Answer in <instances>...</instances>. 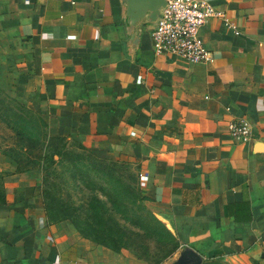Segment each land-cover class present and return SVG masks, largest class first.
I'll return each instance as SVG.
<instances>
[{
	"label": "crops",
	"instance_id": "0c3cea01",
	"mask_svg": "<svg viewBox=\"0 0 264 264\" xmlns=\"http://www.w3.org/2000/svg\"><path fill=\"white\" fill-rule=\"evenodd\" d=\"M206 1L221 14L199 31L213 60L193 64L153 54L154 23L130 40L123 0H0V90L48 134L127 162L180 248L264 264V0ZM235 120L251 142L230 140ZM0 173V264H145L49 218L39 170L0 154Z\"/></svg>",
	"mask_w": 264,
	"mask_h": 264
},
{
	"label": "trees",
	"instance_id": "16d2710c",
	"mask_svg": "<svg viewBox=\"0 0 264 264\" xmlns=\"http://www.w3.org/2000/svg\"><path fill=\"white\" fill-rule=\"evenodd\" d=\"M34 118L46 128L38 113L0 91V124L12 130L17 141L26 143L31 149L33 146L34 151H37L25 155L28 160L26 166H22L23 170L18 153L10 155L1 152V155L11 159L20 171L35 166L30 159L41 162L36 168L42 174L40 196L49 218L68 220L82 238L113 252L124 250L145 264H163L179 250L174 236L143 205L137 179L130 172L131 167L127 162L98 158L79 144H75L79 153L66 151L63 137L32 128L30 119ZM22 150L24 154L27 153L24 147ZM82 160H88L90 166H83ZM56 165H62L60 167L68 173L65 181L70 183L79 196L78 206L70 198L64 200L52 193L48 176L61 177L51 170ZM93 173L105 182H94L90 176ZM2 178L0 173V207L5 204ZM80 215H84L87 223L85 230H81L73 219ZM202 264L225 263L209 259Z\"/></svg>",
	"mask_w": 264,
	"mask_h": 264
},
{
	"label": "built area",
	"instance_id": "2783aa9c",
	"mask_svg": "<svg viewBox=\"0 0 264 264\" xmlns=\"http://www.w3.org/2000/svg\"><path fill=\"white\" fill-rule=\"evenodd\" d=\"M165 3L149 32L153 54L193 64L211 63L212 54L204 47L199 31L209 19L221 14L206 0H165ZM143 78L138 76L136 82ZM226 129L235 144L244 145L252 140V128L244 120L231 121Z\"/></svg>",
	"mask_w": 264,
	"mask_h": 264
},
{
	"label": "rangeland",
	"instance_id": "374dc122",
	"mask_svg": "<svg viewBox=\"0 0 264 264\" xmlns=\"http://www.w3.org/2000/svg\"><path fill=\"white\" fill-rule=\"evenodd\" d=\"M0 91H2V90H0ZM28 109L32 110L30 108H28ZM31 121H32V124H31L32 128H35L36 130H39L40 132H48L47 126H46V128H43L41 123H39L37 121V119H35V118L34 119H30V123H31ZM64 141H65L66 151L69 150L70 152L72 151V152H75V153H79V152H77V149H75V144H76L75 142H73L72 140H65V139H64ZM19 145H22V147L20 148ZM23 147L26 149V152H27L25 154L23 153V150H22ZM1 152L5 153V154H10V155H15V153H18L19 157H21L20 163H21V169L22 170H23L22 166H26L25 162H26V160H28L27 159L28 157H26L25 155L26 154L30 155L32 153H37V151H34L33 146H32V149H31L30 146H26V143L17 141L14 138L13 131L5 128L2 124H0V154H1ZM30 160H31V162L35 163V166H33V167L32 166H28L29 170H32V169L35 170V169H37L36 165H40L41 164V162H39L37 160H34V161H32V159H30ZM81 162H83V164L81 163L83 166L84 165L86 167L90 166V163H89L88 160H82ZM60 166H62V165L53 166V168L51 169V170H53V172L56 173V175H61L60 178H58L59 176L56 177V178H54L52 175H51V177L48 176V184L52 188L51 189L52 193L55 195V197L62 198L64 200H66L67 197H68V198H70L72 203L75 204V206H78L79 203H80L79 196L76 194V191H73L70 183L65 181V178L68 175V173H65V171H63V167H60ZM126 169H128V166L126 167ZM62 171H63V174H62ZM130 172L133 175H135L134 170H133L132 167L130 168ZM41 175L42 174L40 173V180H41ZM90 176L93 178V181L96 182V183H104L105 182L104 179L102 180V179L98 178V176L96 174H94V173L90 174ZM53 183L55 184V186L53 185ZM137 185H138V183H137ZM41 188H42V186H41V182H40V189ZM73 219L75 220V223H77V226L81 230H85V225H87V223H86V221L84 219V215H80L79 218H73ZM118 252H120V251H118ZM118 252H116V253H118ZM123 253L124 254H128V252H124V251H123ZM175 255H176V253L170 259H167L163 264H171L172 261L175 258ZM209 259H211V258L206 257V258H203V261H207ZM215 259L219 260L217 258H215ZM219 261H221V260H219Z\"/></svg>",
	"mask_w": 264,
	"mask_h": 264
},
{
	"label": "water",
	"instance_id": "95a60500",
	"mask_svg": "<svg viewBox=\"0 0 264 264\" xmlns=\"http://www.w3.org/2000/svg\"><path fill=\"white\" fill-rule=\"evenodd\" d=\"M125 4L124 17L126 18L127 32L130 40L138 39L141 24H152L160 16L165 7V0H123ZM203 258L189 247H181L176 252L171 264H202Z\"/></svg>",
	"mask_w": 264,
	"mask_h": 264
}]
</instances>
